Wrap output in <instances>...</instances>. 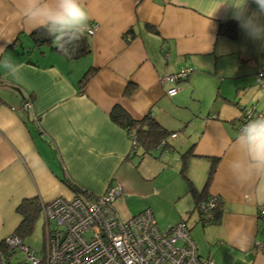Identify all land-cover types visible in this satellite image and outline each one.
I'll use <instances>...</instances> for the list:
<instances>
[{
	"label": "crops",
	"instance_id": "0c3cea01",
	"mask_svg": "<svg viewBox=\"0 0 264 264\" xmlns=\"http://www.w3.org/2000/svg\"><path fill=\"white\" fill-rule=\"evenodd\" d=\"M83 3L97 28L87 35L89 52L69 59L53 44L32 45L22 0H0V45L10 41L6 54L25 65L21 83L0 72V241L19 223L22 199L75 195L66 176L91 197L118 181L119 216L118 206L132 208L129 199L139 205L123 219L148 208L157 226L159 217L166 221L161 229L185 220L212 264H264L256 244L264 233V171L249 170L235 144L241 107L264 115V83L256 82L264 42L251 40L227 6L212 16L217 0ZM255 8L249 0V12ZM228 20L236 21L234 38L218 32ZM183 67L192 70L167 95L172 84L160 78ZM23 97L32 100L29 110ZM114 106L134 119L155 118L171 132L166 146L127 159L129 134L111 119ZM236 159L245 165L239 176ZM160 172L170 173L167 181L145 186ZM191 187L220 200L217 220L199 221ZM166 203L171 212L158 207Z\"/></svg>",
	"mask_w": 264,
	"mask_h": 264
},
{
	"label": "built area",
	"instance_id": "2783aa9c",
	"mask_svg": "<svg viewBox=\"0 0 264 264\" xmlns=\"http://www.w3.org/2000/svg\"><path fill=\"white\" fill-rule=\"evenodd\" d=\"M96 28L97 24L90 22L84 32L89 35ZM191 70L183 67L160 78L161 83L172 84L166 90L167 95L179 90L178 83ZM256 82L264 83V69L256 75ZM31 106L29 97L22 100V110ZM260 115L254 105L241 107L237 129ZM129 139L131 151L137 149L135 137L129 134ZM120 193L121 184L115 181L104 193L91 198L73 195L40 200V215L44 218L42 250L36 253L17 233L11 232L2 239L0 264H212L209 257L198 254L185 220L161 229L148 208L121 218L113 205ZM212 206L211 197L202 203L205 219L210 218ZM258 213L264 216V206ZM256 244L264 248V233ZM18 252L23 258L14 260Z\"/></svg>",
	"mask_w": 264,
	"mask_h": 264
},
{
	"label": "clouds",
	"instance_id": "9594fccd",
	"mask_svg": "<svg viewBox=\"0 0 264 264\" xmlns=\"http://www.w3.org/2000/svg\"><path fill=\"white\" fill-rule=\"evenodd\" d=\"M218 6L232 11L233 19L246 35L254 41L264 42V0H251L256 8L249 12V0H217ZM21 16L33 30L44 29L52 38L58 51L70 54L88 26L90 14L83 0H22ZM6 42L0 45V72L21 83L25 65L6 54ZM235 144L247 161L249 170L264 171V115L250 119L238 131ZM232 170L239 176L244 170V162L236 159Z\"/></svg>",
	"mask_w": 264,
	"mask_h": 264
},
{
	"label": "trees",
	"instance_id": "16d2710c",
	"mask_svg": "<svg viewBox=\"0 0 264 264\" xmlns=\"http://www.w3.org/2000/svg\"><path fill=\"white\" fill-rule=\"evenodd\" d=\"M236 21L228 20L222 22L219 25L218 32L220 34H225L231 38L236 36ZM30 37L32 40L33 46H41V45H52V38L46 33L44 29H35L30 33ZM57 50L56 47H53ZM89 42L87 40V34L83 32L80 39L76 41L74 46V51H71L70 54H65V56L69 59H75L84 53L89 52ZM62 53V52H61ZM87 79V74H85L81 80V83H84ZM25 97H23L24 99ZM111 119L117 124L124 127L128 134H132L135 137L137 142V149L131 151L129 148V153L127 155V159H133L135 156L141 157L143 153L150 152V150L156 147H165V137H167L171 132L164 127H162L158 121L155 120L151 115L147 114L141 119L131 118L126 111L120 106H114L110 112ZM241 119V115L238 116L237 123ZM238 126V125H237ZM165 140V141H164ZM163 141V142H162ZM162 142V143H161ZM140 151V152H138ZM213 167V166H211ZM212 172V168L209 170V176ZM209 179V178H208ZM61 180L65 183V185L72 190L76 196H84L91 197L89 193L78 185L73 183L68 177L63 176ZM204 189V188H203ZM200 192L194 190L191 187V191L193 192V198L195 199V210L199 215V221L202 223L215 221L219 218L221 213L220 208V200L216 198V196H207L204 195V190ZM213 198V206L210 208V218H204L202 214L204 210H202V203L208 199ZM16 212L20 216V221L17 224L15 230L13 232L17 233L21 238L27 233L30 232L33 224L34 218L40 214V203L36 197L32 198H24L19 204L16 206ZM264 217V216H261ZM0 248H3V242L0 241Z\"/></svg>",
	"mask_w": 264,
	"mask_h": 264
},
{
	"label": "rangeland",
	"instance_id": "374dc122",
	"mask_svg": "<svg viewBox=\"0 0 264 264\" xmlns=\"http://www.w3.org/2000/svg\"><path fill=\"white\" fill-rule=\"evenodd\" d=\"M164 172L163 173L160 172L157 175L158 177H157L156 181H153V179H149L145 186H151V184H158L159 185L162 182L167 181V179L170 177V173H164ZM141 182H143V181H141ZM128 201H129L130 205L132 206V208L129 207L130 211L126 212L125 210L122 209L121 206H118V210H119L120 214L122 215L121 217L131 213V210H133L135 207L139 206L137 203H132V201L130 199ZM115 203H116V201H115ZM141 203H142V201L139 202V204H141ZM158 207H160V209H162V211H167V212L172 211V206L168 205L167 203L162 205V206H158ZM43 223H44V218L40 214H38L33 220L32 228H31L30 232L25 234L22 238L23 243L28 245L32 249H34L36 253H39L43 248V243H44V240H43V231H44L43 230ZM165 225H166V221L159 217L158 226L163 227ZM192 228H191V230H192ZM22 258H23V255L18 252L16 257L14 258V260H21Z\"/></svg>",
	"mask_w": 264,
	"mask_h": 264
},
{
	"label": "water",
	"instance_id": "95a60500",
	"mask_svg": "<svg viewBox=\"0 0 264 264\" xmlns=\"http://www.w3.org/2000/svg\"><path fill=\"white\" fill-rule=\"evenodd\" d=\"M12 87H13V89L16 90L18 93H21V90H20L18 87H16V86H12Z\"/></svg>",
	"mask_w": 264,
	"mask_h": 264
}]
</instances>
